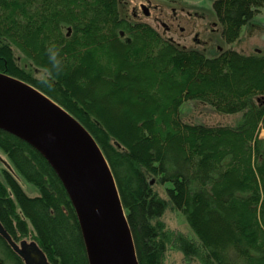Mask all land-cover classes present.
<instances>
[{
	"label": "trees",
	"instance_id": "1",
	"mask_svg": "<svg viewBox=\"0 0 264 264\" xmlns=\"http://www.w3.org/2000/svg\"><path fill=\"white\" fill-rule=\"evenodd\" d=\"M121 4L0 0V74L43 93L92 136L114 177L138 264H164L170 247L200 264H264V53L226 49L207 57L133 21ZM212 7L231 44L264 0H214ZM50 70L51 90L38 83ZM186 101L240 117L231 126L188 124L180 116ZM0 150L38 190L30 197L2 172L5 231L16 242L32 234L51 264H90L53 166L1 127ZM169 208L194 239L164 227ZM0 264H26L1 236Z\"/></svg>",
	"mask_w": 264,
	"mask_h": 264
},
{
	"label": "water",
	"instance_id": "2",
	"mask_svg": "<svg viewBox=\"0 0 264 264\" xmlns=\"http://www.w3.org/2000/svg\"><path fill=\"white\" fill-rule=\"evenodd\" d=\"M0 127L30 143L56 170L74 204L90 264H138L112 172L82 125L37 89L0 74ZM0 236L26 264H51L35 241L16 242L1 224Z\"/></svg>",
	"mask_w": 264,
	"mask_h": 264
},
{
	"label": "rangeland",
	"instance_id": "3",
	"mask_svg": "<svg viewBox=\"0 0 264 264\" xmlns=\"http://www.w3.org/2000/svg\"><path fill=\"white\" fill-rule=\"evenodd\" d=\"M145 2L151 8L149 15H145L139 9L140 3L146 5ZM213 2L214 0H121V5L130 19H135L134 12L137 13V17L133 21L145 22L160 32L164 38L173 40L182 48L199 50L207 57H214L226 49H233L242 55L252 54L257 49L264 53V7L242 28L240 37L234 43L227 44L221 39L220 26L212 7ZM163 23L168 25L173 23L172 29L166 30L162 27ZM180 28H183L184 31L180 32ZM41 74L38 73V76ZM180 116L185 123L209 126H231L236 124L240 117L238 114L218 113L210 106L198 101L184 102L180 107ZM260 137L264 138V124L260 131ZM4 171L8 172L19 183L28 196L38 195V190L18 176L8 158L0 150L1 179ZM155 189L164 197L157 185ZM161 220L166 229L194 239V235L180 213L169 208ZM215 230L218 229L215 228ZM32 236L29 233L27 237L17 242L22 240L34 241ZM163 263L200 264L196 259L186 261L182 254L173 247L166 251Z\"/></svg>",
	"mask_w": 264,
	"mask_h": 264
},
{
	"label": "clouds",
	"instance_id": "4",
	"mask_svg": "<svg viewBox=\"0 0 264 264\" xmlns=\"http://www.w3.org/2000/svg\"><path fill=\"white\" fill-rule=\"evenodd\" d=\"M49 61L51 62V57H49ZM54 67L58 69L56 75H59L60 72L62 71V67H63V66L60 65V62H59V61H56L55 64H54ZM53 80H54V78H53V76L51 75V70H50V71H49V75H48V76H44V77H42V78L38 81V83H39L42 87L51 90V89H53V87H54Z\"/></svg>",
	"mask_w": 264,
	"mask_h": 264
},
{
	"label": "flooded vegetation",
	"instance_id": "5",
	"mask_svg": "<svg viewBox=\"0 0 264 264\" xmlns=\"http://www.w3.org/2000/svg\"><path fill=\"white\" fill-rule=\"evenodd\" d=\"M146 3V2H145ZM147 7L148 8V15L150 14V11H151V8H150V6L148 5V3H146V5L145 4H143V3H140V5H139V9L141 10V12H144V10H143V7ZM136 17H137V13L136 12H134V18L136 19ZM149 17V16H148ZM157 20H158V18H156ZM172 26H173V23L172 24H162V27L163 28H165L166 30H171L172 29ZM184 31V29L183 28H180V32H183ZM189 34H191V33H189ZM188 35V34H187Z\"/></svg>",
	"mask_w": 264,
	"mask_h": 264
}]
</instances>
